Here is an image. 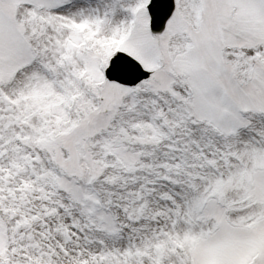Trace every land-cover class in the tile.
Returning a JSON list of instances; mask_svg holds the SVG:
<instances>
[{"label":"snow or ice","instance_id":"obj_1","mask_svg":"<svg viewBox=\"0 0 264 264\" xmlns=\"http://www.w3.org/2000/svg\"><path fill=\"white\" fill-rule=\"evenodd\" d=\"M0 264H264V0H0Z\"/></svg>","mask_w":264,"mask_h":264}]
</instances>
